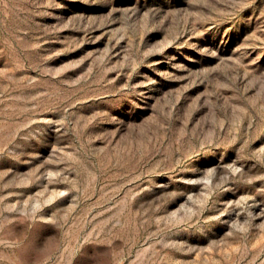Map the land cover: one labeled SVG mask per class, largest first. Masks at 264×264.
I'll use <instances>...</instances> for the list:
<instances>
[{"label": "rangeland", "instance_id": "1", "mask_svg": "<svg viewBox=\"0 0 264 264\" xmlns=\"http://www.w3.org/2000/svg\"><path fill=\"white\" fill-rule=\"evenodd\" d=\"M0 264H264V0H0Z\"/></svg>", "mask_w": 264, "mask_h": 264}]
</instances>
